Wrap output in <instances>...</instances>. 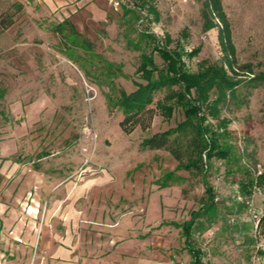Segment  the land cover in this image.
<instances>
[{
	"label": "rangeland",
	"instance_id": "1",
	"mask_svg": "<svg viewBox=\"0 0 264 264\" xmlns=\"http://www.w3.org/2000/svg\"><path fill=\"white\" fill-rule=\"evenodd\" d=\"M203 1L155 0L160 14L157 21L154 17H147L145 11L125 15L119 3L134 8L139 5L135 0H114L107 22L95 25L85 21L83 35L95 42L98 52L107 60L122 68L126 77L117 78L115 85L131 92L136 89L132 78L136 77L141 56L151 50L142 32L149 31L162 39L170 35L172 48L179 41L189 52L200 49L197 56L187 60L192 71H196L202 61L217 63L221 60L217 30L207 31L204 25ZM222 2L232 26L238 61L241 65L251 64L254 73L242 76L245 82L223 107L222 115L232 120L229 127L232 143L245 151L244 158L241 156L242 165H249L252 173H257L264 169V0ZM5 13L15 15L9 10ZM51 32L38 36L30 28L23 33L20 30L0 31V129L21 122L11 114L15 107L23 105L30 110L43 105L37 121L42 126L36 132L32 131V135L45 136L41 149L52 155L58 140V128L50 132L54 124H68L69 137L77 144L86 140L85 129L90 127L97 136L96 148L92 155L90 147L84 154L83 163L85 159H91L93 165L102 162L112 165L120 158L127 159L128 155L133 160L145 157L146 164L132 173L130 179L141 188L147 186L151 191L161 190L166 221H188L190 212L199 208L206 197L202 175L179 171V182H174L175 178L165 181L162 175L174 170L177 161L167 150L145 151L141 146L144 138L176 127L183 120L181 113L176 111L170 120L158 114L150 130L138 128L132 135L124 133L119 127L122 111L116 110L112 115L108 112L106 96L109 88L90 80L85 70L60 53L59 38ZM156 61L162 63L159 57ZM254 76H259L258 80L249 81ZM165 94L158 93L156 100ZM0 132V136L4 134ZM106 135L115 139L112 147H109ZM186 141L182 138V147ZM225 167L224 161L213 160L208 181L215 190L218 217L212 225L205 223L204 228L195 229L192 242L204 253V260L211 264H264V188H255L252 197L243 194L239 188L242 174L235 170V178L228 177ZM144 171L151 183L148 178L145 183L139 181ZM152 212L155 216V207ZM155 230L161 233L170 230L166 235V241L170 243L165 251L171 253L173 264H188L191 255L181 230L174 227H156ZM162 243L163 239L157 241L155 247L159 248Z\"/></svg>",
	"mask_w": 264,
	"mask_h": 264
},
{
	"label": "crops",
	"instance_id": "2",
	"mask_svg": "<svg viewBox=\"0 0 264 264\" xmlns=\"http://www.w3.org/2000/svg\"><path fill=\"white\" fill-rule=\"evenodd\" d=\"M113 1L0 0V16L15 12L13 24L7 29L0 25V31L23 33L30 28L38 36L56 34L69 21L84 34L85 21L107 22ZM41 106L15 107L11 114L21 122L0 129V264H173L165 251L170 230H155L176 228L165 220L161 190L141 188L130 179L147 159L128 155L112 165L97 163L102 169L76 181L73 176L91 144H77L69 137L68 124H54L50 132L58 130L55 152H43L45 136L32 135L42 126L37 123ZM106 138L112 147L115 139ZM145 171L139 176L143 183ZM153 207L157 217L152 216Z\"/></svg>",
	"mask_w": 264,
	"mask_h": 264
},
{
	"label": "trees",
	"instance_id": "3",
	"mask_svg": "<svg viewBox=\"0 0 264 264\" xmlns=\"http://www.w3.org/2000/svg\"><path fill=\"white\" fill-rule=\"evenodd\" d=\"M139 5L129 7L120 3L125 15L145 11L146 16L159 20L160 14L155 0H135ZM144 17V16H143ZM202 17L205 28L217 30V39L222 54L217 63L202 61L196 71L189 69L187 60L193 59L200 49L187 51L177 41L175 47L170 35L164 39L149 31L142 32L150 52L142 54L132 78L135 90L127 92L116 87L115 80L125 78L122 68L107 60L98 52L96 44L84 37L69 21L61 24L56 31L59 38V52L69 61L85 70V75L97 84L107 86V109L110 115L121 110L123 118L119 122L121 130L130 135L136 129H151L154 118L159 114L170 120L179 111L183 120L176 127L157 132L141 141L144 149L167 150L177 161L174 170L165 172V181L179 182L177 172L202 175L205 185V198L201 206L192 210L188 221L172 223L181 230L191 260L188 264H211L204 260V253L192 242L195 229L212 225L218 217V203L214 188L208 181V174L213 167V160L224 161L226 176L235 178V170L242 174L239 188L243 194L252 197L255 188H264V169L252 173L249 165L241 163L244 149H237L232 143L229 129L232 120L223 117V107L235 96L237 88L245 82L243 75H254L251 64H240L237 49L233 42L232 26L224 9L222 0H204ZM13 16L3 13L0 25L7 29L13 24ZM162 61L158 64L156 58ZM259 76L249 79L256 82ZM248 81V82H249ZM166 92L162 99L156 96ZM182 138L186 145L182 147ZM164 184H162L163 186ZM167 186V185H164ZM264 221V214L262 217Z\"/></svg>",
	"mask_w": 264,
	"mask_h": 264
},
{
	"label": "built area",
	"instance_id": "4",
	"mask_svg": "<svg viewBox=\"0 0 264 264\" xmlns=\"http://www.w3.org/2000/svg\"><path fill=\"white\" fill-rule=\"evenodd\" d=\"M89 92V91H88ZM85 136L87 138H85L86 140H88L90 142V144L92 145V155L94 154L95 148H96V138L97 136L94 135L93 130L90 127H86L85 129ZM84 151H86V149L83 148ZM100 167L91 164V159H85L84 163L82 164L81 167L78 168V170L76 171L75 175L73 176L76 181H80L81 178L90 172H94L99 170ZM38 213V211H37Z\"/></svg>",
	"mask_w": 264,
	"mask_h": 264
}]
</instances>
